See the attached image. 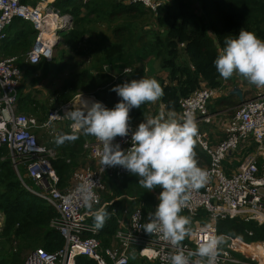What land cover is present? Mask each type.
<instances>
[{"label": "trees", "instance_id": "obj_1", "mask_svg": "<svg viewBox=\"0 0 264 264\" xmlns=\"http://www.w3.org/2000/svg\"><path fill=\"white\" fill-rule=\"evenodd\" d=\"M38 0L32 1L37 3ZM62 14H70L72 27L59 31L56 65L57 72L66 68L69 78L57 96L58 106L73 100L77 93L95 96L106 107L113 108L120 100L111 91L115 85L131 79L155 78L164 90L157 102L163 104L164 112L174 107L180 111V99L190 95L202 81L210 86L223 85L225 79L216 71L214 60L225 47V37H236L241 28L254 32L264 39V0H199V12L194 11L191 0H169L154 10L144 3H126L123 0H53L51 3ZM8 37L0 44V58L16 56L15 64L22 72V84L18 89V112L32 115L43 124L48 119L46 105L25 86L34 87L41 82L39 71H47L53 61L38 63L26 61L27 52L35 42L36 32L31 23L14 18L6 28ZM55 48V49H56ZM81 55L87 58V67L74 66L73 60ZM54 59V58H53ZM130 69L125 72V69ZM167 72L166 78L162 72ZM253 88H249L246 92ZM35 91L40 92V89ZM237 95L229 93L216 100L218 109L237 106ZM158 104L145 103L130 111L131 123L143 121L150 116ZM57 108V107H56ZM67 121L60 132L51 134L40 128L39 142L56 151L52 163L59 175V187H68L74 170L82 166L88 155L84 144L94 137L83 132H72ZM76 134L74 142H56L63 134ZM194 151L198 165H207L209 155L195 142ZM236 165L238 161H234ZM139 177L130 173L115 175L107 181L108 191L102 194L101 202L91 207L95 213L104 208L108 216L97 235L101 248L111 246L118 230V216L128 206L131 212L141 207L146 213H153L159 201L161 188L149 191L138 184ZM35 186L27 177L26 168L13 166L7 146L0 147V214L4 216L0 230V264H24L27 255L44 248L56 251L64 246L62 234L52 226L57 217L56 210L45 200L32 193L24 185ZM117 210V214L113 210ZM94 213L88 221L94 223ZM181 215L189 216L182 212ZM128 218V215H126ZM191 218V217H190ZM198 218L209 225L206 212L201 210ZM192 232L194 230L191 218ZM218 235L225 236L226 247L231 239L240 244L264 240V224L240 218L219 219L216 222ZM231 238V239H230ZM190 242L186 238L182 243ZM240 256V252L236 253ZM146 261L132 256L130 264H146ZM76 264H97L88 256H78ZM153 264V263H148Z\"/></svg>", "mask_w": 264, "mask_h": 264}, {"label": "built area", "instance_id": "obj_2", "mask_svg": "<svg viewBox=\"0 0 264 264\" xmlns=\"http://www.w3.org/2000/svg\"><path fill=\"white\" fill-rule=\"evenodd\" d=\"M32 1L34 0H0V44L7 37L6 27L14 18H22L29 21L36 32L35 42L26 55L27 61H52L59 40L58 31L71 28L73 18L56 9L51 4L53 0H48L45 4L41 3L45 0H39L35 4ZM123 1L129 4L144 3L154 10L169 2ZM16 59L17 57L0 58V147H8L11 162L16 169L21 165L26 168L27 177L35 185L29 186L23 181L27 189L56 210L57 217L52 221V226L65 239L64 246L56 251L44 248L31 251L24 264H76V258L82 255L93 258L97 264H129L132 253H137L148 262L168 264L167 257L175 248L160 235L149 234L143 229L151 213L144 212L141 207H136L131 212L128 206L123 208L122 215L117 219L119 226L114 241L105 250L101 248L97 236L100 229L88 221V217L94 212L84 205L77 189L85 181H93V191L99 197L98 203H93L94 206L101 202L102 194L108 191L106 180L129 172L120 166L103 167L100 162L102 144L96 139H87L84 144L88 152L86 161L95 166L77 167L68 187L61 189L59 175L52 163L56 151L40 143L35 130L45 128L51 134H57L52 125L58 120H69L64 112L71 108V104L69 102L52 109L43 124L32 115L18 112L21 70L14 64ZM129 71L128 68L127 72ZM225 86L226 83L213 87L202 81L198 89L180 99L178 115L194 109L198 123L196 140L210 158L209 164L198 165L209 172L207 183L200 189L190 191L187 206L182 209V212L190 215L194 225L189 237L191 243L181 245L186 255L195 251L206 237L218 235L216 222L219 219L240 218L264 224V91L258 88L259 92L253 98L241 100L233 113L214 112L210 109V104L221 97L222 93L228 94L234 89L233 86L223 89ZM247 90V87L242 88L243 92ZM89 97L99 101L93 95ZM201 122L219 130L223 138L213 143L209 131L199 130ZM139 123H131V130L134 131ZM69 128L73 132H82L72 128V121ZM114 143L127 149L131 146V132L127 137H117ZM253 144L255 150L248 151ZM234 161H238V164L227 166V162ZM201 210L206 212L207 226L204 225V219L198 218ZM113 212L117 214L116 209ZM3 220L4 216L0 214V230ZM238 252L240 256L236 254ZM191 259L194 260L195 257ZM216 264H264V240L242 245L237 239H231L226 247L220 245Z\"/></svg>", "mask_w": 264, "mask_h": 264}, {"label": "clouds", "instance_id": "obj_3", "mask_svg": "<svg viewBox=\"0 0 264 264\" xmlns=\"http://www.w3.org/2000/svg\"><path fill=\"white\" fill-rule=\"evenodd\" d=\"M214 65L225 80L237 74L249 84L264 88V39L241 28L236 37H225V47L217 55ZM110 90L120 98L113 108L106 107L101 101L81 100L79 107L64 112L69 119L64 121L65 125L69 121V126L72 121V128L102 144L100 162L103 167L120 166L139 177L141 187L149 191L157 187L162 189L157 196L159 203L148 215L143 229L149 234L160 235L175 248L167 257L168 264H216L219 247L225 243L222 234L206 237L187 255L181 247L192 235V221L180 213L187 206L190 191L200 189L209 179V172L198 166L194 151L198 135L194 109L178 115L172 107L166 113L161 111L156 116L144 118L132 131L130 111L142 104L157 102L164 95L162 86L155 78H140L125 81ZM130 132V147L123 149L119 143H114L117 137H127ZM78 138L76 134L66 133L58 136L56 142L63 144ZM93 188L94 182L89 180L77 189L89 209L99 201ZM107 216L103 207L94 213L97 229L103 227Z\"/></svg>", "mask_w": 264, "mask_h": 264}, {"label": "rangeland", "instance_id": "obj_4", "mask_svg": "<svg viewBox=\"0 0 264 264\" xmlns=\"http://www.w3.org/2000/svg\"><path fill=\"white\" fill-rule=\"evenodd\" d=\"M39 1V0H38ZM46 2H48V0H45V1H41L42 4H45ZM191 4H192V7L194 9V11L196 12H199V0H191ZM57 51H58V48L55 49V55H54V59L53 61L49 64V68L47 71H39L37 73V75L39 77H41V82H39V84L37 85L36 88H30L28 86V83L26 84L27 87L25 86V90L26 89H30L33 93L34 96L38 97L43 103H45L46 105V112H49V109H54L57 107H60L56 104V100H57V96L54 95V93L58 92L60 93L64 87V84L65 82L67 81V79L69 78V73L71 70H67V68L62 71V72H57V69H56V65L59 63L58 60H59V57H58V54H57ZM87 58L88 57H85V55H81V56H78L76 57L74 60H73V64L74 66H79L82 64L81 67L79 68H82V67H87L86 65H88L89 63H87ZM85 62H86V65H85ZM165 72H162V74H164ZM165 75V74H164ZM23 81H21V84H22ZM237 83L238 86H248V87H251L253 89H251L250 91V94L251 95H246V97L248 98H253L256 93H258L259 91L258 88L254 85H251L248 83L247 80H245L243 77L237 75V74H234L231 78L227 79L226 80V86L223 87V89H225L226 87L228 86H234L235 84ZM235 85V86H237ZM36 89H40V92L38 91H35ZM84 93L83 92H80V93H77L73 100L70 102L71 104V108H74L75 107H78L76 105V101L78 100L77 97L83 95ZM87 95V94H85ZM225 95H228L227 93H222L221 97L222 96H225ZM87 96H91V95H87ZM80 98V97H79ZM69 103V102H67ZM227 110H224L226 111L227 113L229 112H233L235 110V106L233 107H227L226 108ZM53 110V111H54ZM162 110L161 106L158 105L156 106L155 110L154 111H151V116H156L158 115ZM50 113V112H49ZM61 126H65V123L64 122H61V120H58L57 122H55L52 127L53 128H56L57 132L59 133L60 132V128ZM44 131L45 128H42ZM200 131H203V130H200ZM36 133H40V130H35ZM195 141L197 142L196 140V137H195ZM198 143V142H197ZM109 188V187H108Z\"/></svg>", "mask_w": 264, "mask_h": 264}, {"label": "crops", "instance_id": "obj_5", "mask_svg": "<svg viewBox=\"0 0 264 264\" xmlns=\"http://www.w3.org/2000/svg\"><path fill=\"white\" fill-rule=\"evenodd\" d=\"M7 37H8V34H7ZM33 46V45H32ZM10 57H16V56H8V57H1L2 59H5V58H10ZM26 59V58H25ZM16 60H18V59H16ZM16 60H15V62H16ZM26 61H27V59H26ZM15 62H14V64H15ZM29 62V61H28ZM29 63H31V62H29ZM16 65V64H15ZM17 66V65H16ZM20 68V67H19ZM21 70V69H20ZM21 72H23V70H21ZM165 72V71H164ZM165 74V75H164ZM164 74H162V76L164 77V78H166V76H167V72H165ZM22 81V80H21ZM225 81V83H226V80H224ZM235 85H237V83L235 84ZM233 86V87H236V86ZM238 86V85H237ZM36 87H37V85H36ZM238 87H240L241 89L243 88V87H247L248 89L250 88V87H248V86H238ZM31 88H33V87H31ZM260 89V91H264V88H259ZM30 89H26V91H29ZM247 92V91H246ZM246 92H243V99L244 98H247L246 97ZM249 93V95H251L250 94V92L251 91H248ZM231 93V92H230ZM229 94V93H228ZM235 95V94H234ZM225 96H227V95H225ZM224 97V96H223ZM239 98V97H238ZM239 100H240V98H239ZM241 101V100H240ZM155 104H158V105H160L161 106V108H162V110L164 111V106H163V104H161V103H159V102H155ZM239 104L240 103H238V105L235 107V110L238 108V106H239ZM210 109L212 110V111H214V112H218V111H224V110H227V109H218L217 108V106H216V101H214L213 103H211L210 104ZM235 110L233 111V112H235ZM233 112H229V113H233ZM199 130H207V131H209V133H210V139H211V141L213 142V143H216V142H218L219 140H221L222 138H223V134L219 131V130H217L216 128H214V127H211L210 125H207V124H205V123H200L199 124ZM198 142V141H197ZM199 143V142H198ZM255 150V145L253 144L252 145V147L248 150V151H254ZM227 164V166H233V165H236V163H226ZM83 165H92V166H95V164L94 163H92V162H87L86 160H85V162H84V164ZM107 192V191H106ZM1 228H2V226H1ZM132 256H137V257H139V258H141L137 253H132V255H131V257H130V259L132 258ZM143 259V258H142ZM145 260V259H144ZM146 261V260H145ZM146 264H148V263H152V262H148V261H146L145 262ZM129 264H130V262H129ZM153 264H158L157 262L156 263H153Z\"/></svg>", "mask_w": 264, "mask_h": 264}, {"label": "water", "instance_id": "obj_6", "mask_svg": "<svg viewBox=\"0 0 264 264\" xmlns=\"http://www.w3.org/2000/svg\"><path fill=\"white\" fill-rule=\"evenodd\" d=\"M60 30H64V29H60ZM59 31H58V33H59ZM231 93L237 95L240 98V100H243V91L240 87H238V86L234 87V89L232 90Z\"/></svg>", "mask_w": 264, "mask_h": 264}, {"label": "bare ground", "instance_id": "obj_7", "mask_svg": "<svg viewBox=\"0 0 264 264\" xmlns=\"http://www.w3.org/2000/svg\"><path fill=\"white\" fill-rule=\"evenodd\" d=\"M81 100H85V101H92L94 100L93 98L89 97V96H86V95H83L81 96L80 98H78V100L76 101V105L79 107L80 104H81ZM96 101V100H95Z\"/></svg>", "mask_w": 264, "mask_h": 264}]
</instances>
